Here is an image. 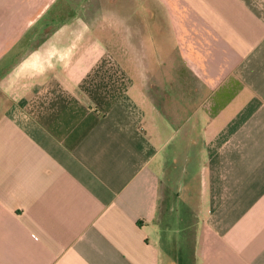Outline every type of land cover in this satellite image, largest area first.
I'll use <instances>...</instances> for the list:
<instances>
[{
  "label": "crops",
  "instance_id": "0c3cea01",
  "mask_svg": "<svg viewBox=\"0 0 264 264\" xmlns=\"http://www.w3.org/2000/svg\"><path fill=\"white\" fill-rule=\"evenodd\" d=\"M59 1L0 0V264H264V0Z\"/></svg>",
  "mask_w": 264,
  "mask_h": 264
},
{
  "label": "rangeland",
  "instance_id": "374dc122",
  "mask_svg": "<svg viewBox=\"0 0 264 264\" xmlns=\"http://www.w3.org/2000/svg\"><path fill=\"white\" fill-rule=\"evenodd\" d=\"M68 1H71V2L68 3ZM150 2H151V6H153V5L154 6H158V3L155 2L154 0H150ZM139 3L141 4L142 0H134V5L135 6H138ZM55 6H75V2L73 0H60ZM155 23H157V22H155ZM155 23L151 22L150 30L152 31V34L153 33L156 34V32H154V29L156 31H158V27H157V25ZM155 44L157 45L158 41H155ZM156 47H157L158 50L160 49V46H156Z\"/></svg>",
  "mask_w": 264,
  "mask_h": 264
}]
</instances>
